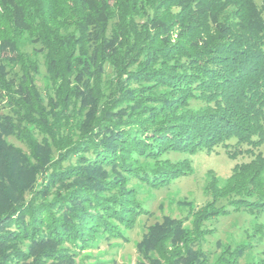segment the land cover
<instances>
[{"label": "trees", "instance_id": "trees-1", "mask_svg": "<svg viewBox=\"0 0 264 264\" xmlns=\"http://www.w3.org/2000/svg\"><path fill=\"white\" fill-rule=\"evenodd\" d=\"M263 144L264 0H0V264H76L98 236L126 238L150 215L132 181L165 188L194 172L167 156L218 147L253 158L213 176L202 207L151 226L138 264H209L208 224L241 211L263 219L264 241Z\"/></svg>", "mask_w": 264, "mask_h": 264}, {"label": "rangeland", "instance_id": "rangeland-1", "mask_svg": "<svg viewBox=\"0 0 264 264\" xmlns=\"http://www.w3.org/2000/svg\"><path fill=\"white\" fill-rule=\"evenodd\" d=\"M256 2L261 4V0H256ZM18 46L26 54H32L34 51L32 41L27 35L19 40ZM39 62L40 73L36 75L35 81L46 101L48 96L54 95V91L51 90L53 86L47 74L44 59L39 57ZM106 75H113V69L110 66L106 67ZM199 106H201L200 103L192 102V107L198 108ZM2 112L10 113L9 108L5 105ZM6 141L25 152L28 151L25 145L15 137L9 136ZM260 151L264 155V144L260 147ZM57 153L53 148L50 151V157L56 160ZM167 157L172 160L190 158L194 168L193 174L176 179L162 189H152L135 180L132 181V184L138 188L140 200L144 207L150 211V215L140 217L133 229L125 231L126 238L124 239L107 240L101 235L98 236L87 249L78 251L75 259L76 264H138L144 262L139 245L151 226L161 223L165 217L180 218L185 216L189 206L196 209L202 207L210 200L206 193V187L213 176L223 183L232 174L236 164L249 162L253 158L249 154H243L239 155L236 160H232L228 157L224 147H218L212 152L201 151L194 155L171 154ZM38 180L41 182L43 178H38ZM40 186L41 184L38 185V187ZM258 221L243 211L211 221L208 226L215 229V232L209 235L202 244V249L209 258V264H215L218 256L226 249L234 251L242 245L249 244L252 247L238 259L237 264L264 263V241L254 240L253 242Z\"/></svg>", "mask_w": 264, "mask_h": 264}]
</instances>
